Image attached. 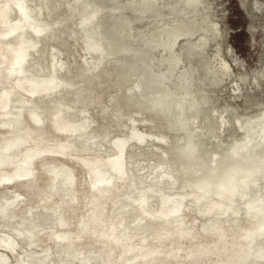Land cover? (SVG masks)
Instances as JSON below:
<instances>
[{
	"label": "rangeland",
	"instance_id": "1",
	"mask_svg": "<svg viewBox=\"0 0 264 264\" xmlns=\"http://www.w3.org/2000/svg\"><path fill=\"white\" fill-rule=\"evenodd\" d=\"M73 2L25 0L47 32L37 38L28 34L37 46L29 51L24 69L28 77L54 75L60 86L48 97L15 93L13 103L8 100L6 106H13L14 111L16 101L27 100L29 105L22 109L21 117L0 110V151L15 157L26 150L32 156L20 161L24 171L30 172L27 178L2 180L3 175H13L18 167L14 164L0 168V206L7 208L5 216L0 215V236L15 242L14 250L0 247V264H264V222L259 224L264 221V181L241 179L235 190L220 184L211 196L227 203V216L205 210L207 203L197 204L190 195L204 178H215L228 149L243 140L242 122L261 121L264 117V0H201L195 10L179 4L175 14L163 8L158 17L142 21H135L131 11L125 9L124 19H132V24H120L118 38L132 45V54L122 52L118 39L103 20L110 14L117 21L124 11L107 9L97 17L99 30L107 47L110 45L119 54L104 59L100 65L99 54L85 45L84 35L93 32L80 19L81 4ZM10 7V19L15 21L19 12L15 6ZM173 20L194 21L197 29L190 38L178 40L175 53L186 42L198 45L202 37L207 38V44L196 48L191 57L185 55L174 70L177 76L188 66L194 68L192 84L188 83L185 93L191 96L195 91L204 99L201 112L183 111L182 119L180 111L161 104L163 87L153 78L160 73L166 75V65L160 66V60L170 53L159 48L154 58L146 61L140 52L143 46L139 33H148ZM32 25L36 32L37 25ZM3 29L5 34L16 30L8 21L0 25V32ZM4 42L13 43L14 37ZM12 84L13 80L7 83L0 77V92ZM164 87L184 92L168 81ZM29 109H37L41 124L31 121ZM58 113L61 121L75 124L71 133L54 129L53 117ZM77 124H83L85 130ZM181 130L191 134L189 140L192 137L197 152L183 148L181 140L187 134ZM132 132L144 139L136 140ZM259 137L249 142L248 146H254L244 153V159L251 158L254 164L250 166L264 173V135ZM118 140L124 142L122 151L115 144ZM43 141L64 146L69 156L45 152L37 155ZM83 156L93 157L94 164L88 172L79 162ZM119 156L124 160L125 176L114 169L111 161L105 162ZM158 167L172 177L171 181L152 178ZM91 173L105 179L109 188H93ZM217 182L212 181L215 188ZM140 194H144L143 198L138 197ZM162 195L189 198L183 201L176 217L166 219L160 215ZM215 227L218 232L214 233ZM109 229L114 238L108 237ZM246 229L249 236L243 239ZM60 234L68 239L58 240ZM130 234L135 235L132 241L119 240L131 238Z\"/></svg>",
	"mask_w": 264,
	"mask_h": 264
},
{
	"label": "bare ground",
	"instance_id": "2",
	"mask_svg": "<svg viewBox=\"0 0 264 264\" xmlns=\"http://www.w3.org/2000/svg\"><path fill=\"white\" fill-rule=\"evenodd\" d=\"M73 1L76 4L77 3L81 4V11L83 13L80 15V17H81L80 19L82 20V22H85L86 25H88L90 27L91 31H89V32H93V33H88V34L84 35L85 45H87V49L89 51H93V52L99 54V59H98L99 65L103 62L104 59H107L110 56H114V55L119 54L118 52H114L115 50H113V48L110 45H109L110 47L109 46L107 47L106 41L104 42V40L102 39V34L100 33V30H99L101 23H100V21H98L99 18H97V17H98V15L103 14L107 9H109L111 11L112 10L113 11L119 10L120 12H123L125 9H128L133 14V18H135V21H142V20L147 19V18L158 17V15L160 14V11H161L160 9H163V8H169L170 12L175 14V12L177 11L176 6L179 4L184 5L186 9L189 8L191 10H195L196 6L201 3V0H176V2L173 5L172 4L171 5L166 4V3L158 4L157 3L158 0H95L96 1L95 4L89 5V3H85L88 0H73ZM159 2H160V0H159ZM0 4H3L0 7V25L2 24V22L8 21L9 23L11 22L13 25V28L16 29L14 31V33H12V34H9V33L5 34V31H6L5 29H3L2 32H0V77H2L7 83H9L10 80H13L12 85H9L8 87H6L5 90L0 92V110H2V112L7 111L9 113V115L17 118V117H21L22 109L24 107H27L26 105H29V102L22 98V100L19 99L18 101H16V103L18 104L17 109H15L14 111H11L13 106L11 108L7 109L6 103L8 102V100H10L13 103L12 97L15 95V93H17V92L22 93L23 92V93H25V95H28L29 97H48L50 94H53L56 91V89L60 86V83L57 82L54 75L49 76L47 78H38V77L33 76V75L32 76L30 75L28 77V75H27L28 73L24 69L25 61H26L27 56L29 55L28 54L29 51L35 49L37 46V41H35V39H30L28 34H31L33 37L37 38V37H39V35H42L43 33L47 32L46 27L41 26L38 23V20L35 19L36 17H38V14L35 13L34 11H32L26 5L25 0H0ZM12 5L15 6L19 12V17L15 21L10 19V14H11V7L10 6H12ZM102 6H103V8H101ZM73 9H74V11H77V8H73ZM3 11H4V15H3ZM178 11H180L182 13L183 9L180 8ZM113 13H115V12H113ZM124 13H125V11L123 12V14H120L116 17V19L117 18L119 19V20L117 19V21H115V19H113V18L111 19V17L108 16L110 14H108V13H107L108 15L105 16L106 18H104V17H101V18L102 19L104 18L103 20L105 21V24L107 25V27H109L110 31L115 34L120 45L122 46V48H120L122 50V52L123 53L124 52H130L129 54H132L131 52L134 51L131 48L132 45L127 44V43H121L120 39L118 38V31L120 28L119 26H121L120 24H125V25L127 24L128 26L132 24L131 23L132 19H130V20L124 19ZM174 18H175V16H174ZM90 23H95V24H90ZM202 23L204 24V22H202ZM32 24L37 25L36 27L38 29H36V32L32 30V28H33ZM23 25L25 26V28L22 27ZM106 25H105V27H106ZM203 26H205V25H203ZM105 29H107V28H105ZM215 29H216V27H215ZM213 30H214V28H213ZM102 32H103V30H102ZM106 32H107V30H106ZM195 32H197V29H196V25H195L194 21L173 20V22H171L170 24H163L158 29L149 31L148 33H139V41H141V43H142V46H143L142 49L143 50L140 51V48L138 50L141 52L143 59L145 58L146 61L148 58H150V59H151V57L154 58L153 53L156 50L158 51L159 48L161 51H167L168 53H170L169 56H167L166 58L165 57L161 58V60H160V66L166 65V67H165L166 68V75L161 74L159 72L160 75H157V76L155 75L153 78H154V81L156 83H158V84L160 83V85L163 87L164 94L160 93L161 96L165 95L164 98H161V99L157 98V99H160L161 104H162V102L166 103L167 108L171 109V111L176 110V109L178 111H180L181 115H179V117L181 119L183 118L182 116L184 115V112L187 113V110H189L191 114H196V113L201 112L202 111L201 104L204 103L203 97L199 96L198 92L194 91L191 94V96L187 95L188 93H185V90L187 88L188 83L192 84V76L196 72V70L194 68H192L191 66H188L185 69H183V71L180 72L177 76H174V74H176V73H174L175 68L178 65L179 66L181 65L180 63L183 60V58H185V55L188 54L191 57L192 52L196 48L201 49V46H203L207 42V38H205V37H202L200 39L198 45L186 42L183 49L180 50L178 53H175V51L173 49H175V46H177L176 44H177L178 40L181 38H184V39L190 38ZM207 32H208V30H207ZM114 34H113V36H114ZM12 36L14 37L13 43H5L4 42V40L6 38H10ZM208 36H210V35H208ZM128 40H130V39L128 38ZM114 46H115V49H118V48H116L117 45H114ZM121 46L118 45V47H121ZM136 46H138V45H136ZM136 59H138V57ZM133 61H135V60H133ZM99 65H98V67H99ZM157 65H159V63ZM143 66H144L143 68H146V69L148 68V66L146 64L145 65L143 64ZM219 67H221V66H219ZM138 69L140 70V68H138ZM153 71H154V69H153ZM164 71H165V69H164ZM223 71H226L225 66L223 67ZM140 74H143V73H140ZM209 74H212V72H209ZM165 81H168L172 85V87H175V88L178 87L180 90H183L184 92H181V93H177L175 91L173 92L172 89H170L171 86H170L169 90L166 89L164 87ZM174 81H176V83H174ZM149 83H151V82H149ZM139 84L141 85L142 83H139ZM154 84L155 83H153V85ZM160 85H158V86L160 87ZM141 87H142V85H141ZM155 97H156V95H155ZM112 100H114V99H112ZM32 107H33L32 105L29 106V108H32ZM28 113H29V117H30L31 121L34 124H41L42 123L41 115L37 111V109L36 110L29 109ZM208 118L209 117H205L206 120H208ZM2 125H4V124H2ZM52 125H53L55 130L60 131V133H65V134L71 133L72 129L75 128V126H74L75 124L61 121L59 113L53 117V124ZM169 125H170V123H169ZM60 126H62L61 129L59 128ZM242 126L244 127L245 137L243 138V140H241L240 143H238L234 147L228 149L229 154L226 155L225 157H223L222 162L217 166L218 171L214 176L215 178H209V179L204 178L202 180V182L198 184L197 189L190 188V189L195 190V192H192L190 195L196 199V201L198 202L197 204H199L201 202L207 203L206 206H204L205 210L207 209L208 211L212 210V212H222V215L227 216V214H226V210H228L227 209V203L223 202L221 200H215L211 196V193H214V190L219 189L218 186L220 184L225 188H230V189L235 190L238 187V185H240L239 181L241 179H245V180L246 179L247 180H257L258 179L259 181H264V173H262V171L260 172L259 170L254 169V168H252V166H250V164H254V162L250 163V161L252 159L251 158H250V160H249V158L244 159L246 157V155L244 153L247 150L251 151V149L254 146V145L248 146L249 142L251 140H253L255 138V136H258V137L260 136L259 139H261L264 135V133H263L264 132V117L262 118L261 121L260 120L259 121L247 120L245 122H242ZM77 127L82 128L83 131L85 130V126L83 124H77ZM208 127L211 129L212 132H214L215 128H214V126L211 125V123L209 121H208ZM181 131H184V130H181ZM77 132L81 133V130L79 129V131H77ZM77 132L75 134H77ZM184 132H185V134H187V136H186V138L183 137L181 140V143L184 145L183 148L186 149V151L191 150V151L197 152L198 149L196 147V144L193 143L192 137H191V140H189L191 134L187 133L186 131H184ZM194 133H196V131ZM132 137L135 138L136 140L140 141V142L144 139L143 135L137 134L135 132H132ZM115 144H116L118 150L122 151L124 149V142L123 141L118 140L115 142ZM56 146H57V144L55 145V143L43 141V143H41V145L38 147L39 152L36 151L35 153L38 152L37 155H39L42 152H45L46 154H48L50 156H62V157H65V155L69 156V155H67V152H65L66 150H65L64 146H62L60 144L57 147ZM182 151H184V150H182ZM187 154H188V152H187ZM191 155H193V153ZM29 157H32L31 152H28L26 150H22V153H20L18 156H15V157H10L6 152L0 151V168L5 167V166L6 167L14 166V164H16L15 167H18L17 170L13 173V175H9V174L3 175L1 179L11 181V180H14L17 178H27L25 176L30 174V172L24 171V168L20 166L23 163L22 162L20 163V161L27 160V158H29ZM109 158L110 157L105 158V159H109ZM92 160H93V157H89L87 159V158H84V156H83L80 158L79 162H81V164H83L84 167H87V172H88L89 168H91L92 165L94 164V161H92ZM186 160H188V159H186ZM262 160L264 161V159H262ZM109 161H111L110 164L113 165V167H115L114 169L116 171L119 172V170H120L122 172V174H124V176H125L126 172L124 170V160L123 161L120 160V156L118 158H115V159L106 160L105 162L108 163ZM234 162H235V164H234ZM262 163L263 162H261L260 164L262 165ZM263 165H264V163H263ZM162 169H163L162 167H158L156 169V171L154 172L156 174H154V176H152V178L153 179L155 178L154 180H158V181L163 179V178H167V179H170V181H171L172 177L166 171H163ZM185 173H187V172H184L183 174H185ZM57 178L58 177L56 176L53 179V188L52 189H54V184H55ZM89 179H90V183H91L93 188L96 187L97 185H99V186L102 185V187H104L103 189L109 188L108 182L105 179H102L99 175H97V173H91V176L89 175ZM216 180H218V182L216 184L217 188H215L214 184L212 183V181L215 182ZM143 196H144V194H140L138 197L143 198ZM186 198H189V197H182V196L169 197V196L162 195V198H161L162 199V205L160 207L161 217H164L166 219L169 217H172V216L176 217L177 214L179 213V211L182 209L183 201ZM6 210H7V208L4 207V205L0 206V215L5 216ZM262 222H264V221H260L259 224L262 225ZM83 226H84V224L82 223L81 227H83ZM216 231L218 232L217 227L214 228L213 232L215 233ZM247 231H248V229L243 231V233H244L243 239L247 238L249 236ZM108 232H109L108 237L114 238V236L112 235V231L110 229ZM15 233L18 237H23V235L21 233H19V231H15ZM129 237H131V238H126V237H122V238L118 237V238L120 241H123V242L132 241L133 238H135V235L130 234ZM57 239L58 240H66V239H68V236L65 234H60V235H58ZM252 240L247 239V241H252ZM253 242H254V240H253ZM0 247L10 249V250H14L15 242L10 237L0 236ZM130 251L131 250H128L127 252H130ZM227 252H228V249H227ZM256 252H257V250H256ZM139 254L140 253H138V255ZM143 254H147V253H143ZM250 255H252V254H250ZM147 256H151V255H147ZM45 259L46 258H44L42 261H44Z\"/></svg>",
	"mask_w": 264,
	"mask_h": 264
}]
</instances>
